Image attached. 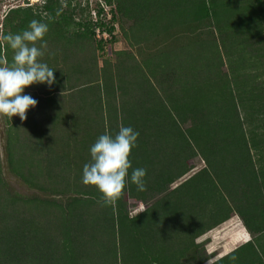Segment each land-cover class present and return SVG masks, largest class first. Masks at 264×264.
<instances>
[{
    "label": "trees",
    "instance_id": "16d2710c",
    "mask_svg": "<svg viewBox=\"0 0 264 264\" xmlns=\"http://www.w3.org/2000/svg\"><path fill=\"white\" fill-rule=\"evenodd\" d=\"M106 1L109 22L75 20L59 0L4 15L3 36L48 25L55 83L25 88L38 101L25 120L2 115L9 169L50 197L11 194L0 171V264H203L195 238L232 215L250 238L208 264H264V0ZM12 57L4 41L0 61ZM121 124L139 132L130 159L146 190L129 169L102 207L82 168ZM195 157L203 166L172 186Z\"/></svg>",
    "mask_w": 264,
    "mask_h": 264
},
{
    "label": "clouds",
    "instance_id": "9594fccd",
    "mask_svg": "<svg viewBox=\"0 0 264 264\" xmlns=\"http://www.w3.org/2000/svg\"><path fill=\"white\" fill-rule=\"evenodd\" d=\"M48 31L46 23L34 19L21 33L0 36L13 50L11 65L7 60L0 61L3 65L0 66V115L10 118L18 115L25 120L27 111L38 103L30 95L23 94L25 88L37 83L50 87L55 83V69L42 62L48 51L45 40ZM138 137V131L121 124L114 136L105 132L90 146L91 159L83 165L81 182L97 188L101 193L98 203L102 207L113 206L121 198L128 184L129 169H132L131 182L138 190H146L147 170L132 168L130 159Z\"/></svg>",
    "mask_w": 264,
    "mask_h": 264
},
{
    "label": "rangeland",
    "instance_id": "374dc122",
    "mask_svg": "<svg viewBox=\"0 0 264 264\" xmlns=\"http://www.w3.org/2000/svg\"><path fill=\"white\" fill-rule=\"evenodd\" d=\"M46 0H0V36H3L4 33V24L3 18L7 10L16 6H31L33 10L37 9V6H41ZM61 2L62 10L73 9V18L75 20H85L93 19L96 16L105 21L109 22L110 20V6L106 0H59ZM98 9L99 13H97ZM42 16H45L44 11L41 13ZM57 18V16H55ZM124 26H128L130 21H127L123 18H120ZM109 24V23H108ZM112 35L114 36L115 42L113 43V48L118 49L125 46L124 40L118 28V23L113 24ZM0 46L2 47L4 53V40L0 39ZM102 55H105L104 52H101ZM99 55H101L99 53ZM101 56H99V60ZM4 60V59H2ZM3 66V65H2ZM5 130L6 123L2 115H0V171L2 178L6 183V186L9 192L13 195L21 197H50V194L33 188L23 182L18 176H16L7 165L6 153H5ZM192 167L191 171L179 179L175 184L179 183L190 173L195 172L203 166V162L199 157L192 158L190 161ZM1 204V203H0ZM143 204L138 203L135 206H130L128 209L131 214L140 212L143 209ZM250 238L248 232L245 231L241 220L238 216L232 215L227 220L223 221L219 225L209 229L202 235L195 238L194 242H203V248L206 254H209L208 260L203 264H208L215 259L219 258L221 255L230 251L234 247L240 245L245 240Z\"/></svg>",
    "mask_w": 264,
    "mask_h": 264
},
{
    "label": "built area",
    "instance_id": "2783aa9c",
    "mask_svg": "<svg viewBox=\"0 0 264 264\" xmlns=\"http://www.w3.org/2000/svg\"><path fill=\"white\" fill-rule=\"evenodd\" d=\"M95 37L101 38L102 40H107L108 34L106 32H100L98 28L95 29Z\"/></svg>",
    "mask_w": 264,
    "mask_h": 264
},
{
    "label": "crops",
    "instance_id": "0c3cea01",
    "mask_svg": "<svg viewBox=\"0 0 264 264\" xmlns=\"http://www.w3.org/2000/svg\"><path fill=\"white\" fill-rule=\"evenodd\" d=\"M116 42H118V41H116ZM116 42H115V43H116ZM124 47H126V45H125V46H123L122 48H124ZM122 48H118V49H122ZM114 49H115V48H114Z\"/></svg>",
    "mask_w": 264,
    "mask_h": 264
}]
</instances>
